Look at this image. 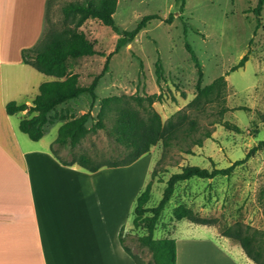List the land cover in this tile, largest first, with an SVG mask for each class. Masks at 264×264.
Listing matches in <instances>:
<instances>
[{"label":"rangeland","instance_id":"rangeland-1","mask_svg":"<svg viewBox=\"0 0 264 264\" xmlns=\"http://www.w3.org/2000/svg\"><path fill=\"white\" fill-rule=\"evenodd\" d=\"M86 1L89 0H51L44 29L45 34L55 31L58 35L67 28L83 31L95 42L99 51L111 55L107 69V58L104 56L83 58L77 64L74 73H78L83 85L90 84L95 76L103 75L95 89L97 99L94 102L84 96L69 104L76 116L91 110L92 118L86 125L87 137L80 146L74 150L59 147L60 154L66 159L86 154L96 162L120 159L123 148L108 136L101 123L110 131H125L142 140L143 132L133 115L132 106L127 103L131 96L160 95L161 99L153 107L164 122L183 110L197 118L201 132L210 130L212 133L210 139L204 140L203 147L192 146V154L186 152L189 142L168 149L158 144L151 147L133 167L116 170L102 168L105 169L98 178H106L101 177L99 182H106L107 185L98 189L99 193L94 190L95 197L85 205L91 208L93 204L97 208V196H101L104 190V200L100 204L105 210L101 211H109L129 224L137 197L151 180L152 200L147 206L155 207L163 197L167 181L185 166L225 169L245 159L264 140V8L261 25L256 29L257 16L253 10L257 0H186L183 13L180 0H119L114 19L121 30H133L146 15L156 14L162 19L149 22L131 44L115 52L119 35L110 27L93 19L77 27L76 20L64 18L63 7ZM171 14L174 19L166 21ZM186 42L200 60L202 87L226 75L225 105L230 109H245L228 111L221 119L222 122L239 126L242 133L226 129L221 125L223 123H214L220 120L219 103L208 105L203 113L187 108L197 95L199 73L186 49ZM247 54L245 66L227 75ZM158 58L163 64L160 80L156 75ZM29 72L32 74L36 70L30 68ZM110 96L124 97L125 100L119 101L111 111L102 110L101 100ZM48 127L50 129L52 126ZM52 135V131H49L46 139L52 138ZM154 171L156 175L153 177ZM136 188L139 190L136 191ZM263 189V149L251 154L229 176H217L210 180L192 178L179 182L171 201L162 212L155 238L178 239L179 245L191 238H202L220 246L225 245L226 241L220 243L215 235L222 238L223 230L240 224L249 234H257L264 248ZM179 205H185L202 218L216 220L215 225H196L185 219L177 221L173 212ZM130 231H134V235ZM123 234L126 245L137 257L138 263L153 264L150 250L137 239L144 231L131 227L124 229ZM192 264H195L194 257Z\"/></svg>","mask_w":264,"mask_h":264},{"label":"crops","instance_id":"crops-1","mask_svg":"<svg viewBox=\"0 0 264 264\" xmlns=\"http://www.w3.org/2000/svg\"><path fill=\"white\" fill-rule=\"evenodd\" d=\"M47 3L0 0V264H136L120 241L122 228L133 227L132 219L128 224L103 213L104 190L97 208L85 205L95 197L94 190L99 193L107 185L99 182L106 176L98 178L105 168L92 173L77 164L64 166L55 157L51 146L60 122L47 127L38 142L20 131L21 120L31 117L28 110L40 85L55 80L22 60V50L44 35ZM10 102L29 108L9 115ZM49 131L53 137L47 140ZM215 236L226 244L191 238L187 242L192 245H179L176 239L177 264H192L193 257L195 264H256L241 246Z\"/></svg>","mask_w":264,"mask_h":264},{"label":"trees","instance_id":"trees-1","mask_svg":"<svg viewBox=\"0 0 264 264\" xmlns=\"http://www.w3.org/2000/svg\"><path fill=\"white\" fill-rule=\"evenodd\" d=\"M119 0H97L86 1L84 3H70L63 7L64 18L76 20V26L81 27L86 21L93 19L102 22L103 25L110 27L119 35L115 52L123 47L131 44L140 32L147 28L149 22L153 20H161L159 15H146L137 24L133 30H121L115 23L114 15L117 10ZM180 10L183 13L186 0H180ZM51 0H48L46 10V23L48 22L49 7ZM264 8V0H257V6L253 10L257 16V27L261 25V14ZM174 15L171 14L166 21L171 22ZM186 49L191 55L199 73V81L197 84V95L187 105L191 111L203 113L210 104H218V115L220 120L215 124H221L226 129L236 133H242L239 126L230 122H222V117L228 111L244 110L245 108L230 109L225 105L227 80L226 75L220 76L209 85L202 87L201 79L203 77L202 66L192 46L186 42ZM22 60L25 64L32 66L40 73L55 78L53 81H47L40 85L39 93L33 101V105L29 108L27 104L18 105L16 102H10L6 105V112L9 115L25 111L31 117L21 120L20 131L28 135L34 141H40L46 134L47 127L56 123H61L58 131V137L52 144L51 149L55 157L64 165H79L89 172L95 173L103 167L118 168L128 167L136 163L142 156L147 154L151 147L162 144L164 149L188 143L187 154H192V146L203 147L205 139H210L212 133L210 130L201 132L199 121L193 118L190 113L180 110L167 121H163L160 114L155 110L153 104L161 99L160 95L152 94L146 96H131L128 102L132 106V112L135 116L141 131L143 139L139 140L125 131L114 132L107 129L104 123L101 126L106 129L108 136L123 148V154L120 159L105 160L102 162L94 161L89 155L80 154L78 157L73 156L66 159L59 152V147H67L74 150L87 137L86 125L92 118L91 110L76 116L72 112L69 104L86 96L90 97L94 102L97 99L96 90L99 81L103 75H97L88 85H83L79 80L78 73H74L77 64L83 58L93 56L106 57L105 69H107L111 55H106L95 47V42L91 41L87 35L80 30L67 28L63 34L58 35L55 31L47 32L42 36L39 42L32 48L22 50ZM248 61V54L245 55L239 64L232 67L227 73L243 68ZM105 71V70H104ZM156 75L158 80L163 75V64L161 58L156 62ZM125 100L124 97L110 96L101 100L102 110L114 109V106ZM96 131V130H94ZM263 149L264 140L255 146L245 159L235 162L225 169L202 168L199 166H185L181 172L174 173L167 181L164 189L163 197L159 204L155 207L147 205L152 200V180L146 185L145 189L140 193L136 200V206L132 217V225L135 230H143L144 234L138 236V242L147 247L153 257V264H177V241L173 238H155V231L162 215L172 196L175 193L176 185L179 182L188 181L192 178L204 180L214 179L217 176H229L235 168L245 163V161L254 152ZM156 172H153V177ZM264 194V189H263ZM173 216L177 221L187 220L196 225L213 226V219L202 218L192 209L185 205H179L174 209ZM124 229L120 232V241L125 251L138 263L137 257L132 253L126 245L125 237H123ZM134 232V231H133ZM222 236L237 242L244 250L245 254L256 264H264V248L257 239V234H249L244 230L243 226L238 224L222 231Z\"/></svg>","mask_w":264,"mask_h":264},{"label":"bare ground","instance_id":"bare-ground-1","mask_svg":"<svg viewBox=\"0 0 264 264\" xmlns=\"http://www.w3.org/2000/svg\"><path fill=\"white\" fill-rule=\"evenodd\" d=\"M29 14V13H28Z\"/></svg>","mask_w":264,"mask_h":264}]
</instances>
